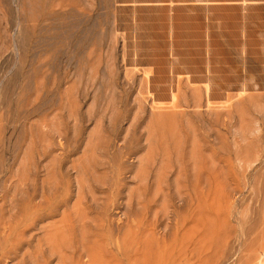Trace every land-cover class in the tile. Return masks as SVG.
<instances>
[{
  "label": "rangeland",
  "instance_id": "374dc122",
  "mask_svg": "<svg viewBox=\"0 0 264 264\" xmlns=\"http://www.w3.org/2000/svg\"><path fill=\"white\" fill-rule=\"evenodd\" d=\"M0 237L264 264V0H0Z\"/></svg>",
  "mask_w": 264,
  "mask_h": 264
},
{
  "label": "crops",
  "instance_id": "0c3cea01",
  "mask_svg": "<svg viewBox=\"0 0 264 264\" xmlns=\"http://www.w3.org/2000/svg\"><path fill=\"white\" fill-rule=\"evenodd\" d=\"M4 241L0 237V264H23L22 256L6 255Z\"/></svg>",
  "mask_w": 264,
  "mask_h": 264
}]
</instances>
